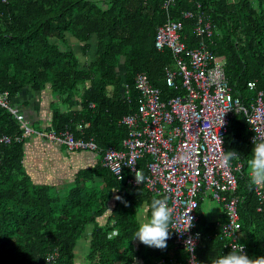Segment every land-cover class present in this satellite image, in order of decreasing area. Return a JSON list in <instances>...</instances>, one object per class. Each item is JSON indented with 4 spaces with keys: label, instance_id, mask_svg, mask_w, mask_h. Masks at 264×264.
<instances>
[{
    "label": "trees",
    "instance_id": "16d2710c",
    "mask_svg": "<svg viewBox=\"0 0 264 264\" xmlns=\"http://www.w3.org/2000/svg\"><path fill=\"white\" fill-rule=\"evenodd\" d=\"M187 10L192 15L184 16ZM197 14L211 23L212 34L205 43L224 60L233 94L251 99L249 80L264 88V0H173L166 9L162 0H0V90L16 104L25 88L40 92L48 87L57 99L51 103L64 105L50 106L48 126L56 132L69 129L75 137H93L101 149L122 148L126 130L118 119L135 107L137 72H143L163 98L178 93L164 80V68L174 60L168 47L154 46L157 26L167 17L179 21L180 39L197 45ZM67 36L83 41L82 53L90 50L93 39L95 50L88 63L78 61ZM175 83L180 84V76ZM2 134L10 141H0V264H78L81 259L87 264H158L160 258L178 255L174 248H180L171 234L166 249L133 238L140 206L165 195L127 182L132 175L127 166L113 173L101 163L103 152L98 150L97 161L77 169L66 185L35 182L22 163L27 135L0 107ZM250 135L242 114L230 117L225 150L239 154L231 161L240 163L234 170L236 211L246 254L256 258L264 256V196L259 198L250 186L248 161L255 146ZM148 159L144 154L138 164L145 168ZM204 195L196 197L195 228L201 238L195 253L199 264H212L226 255L220 239L226 211L218 203L217 215L205 216ZM80 239L87 244L77 254Z\"/></svg>",
    "mask_w": 264,
    "mask_h": 264
},
{
    "label": "built area",
    "instance_id": "2783aa9c",
    "mask_svg": "<svg viewBox=\"0 0 264 264\" xmlns=\"http://www.w3.org/2000/svg\"><path fill=\"white\" fill-rule=\"evenodd\" d=\"M172 1L162 0V7L166 9ZM182 13L184 16L192 15L188 10ZM180 29L179 21L167 17L157 26L154 35L157 49L168 47L171 50L174 62L164 68V80L167 85L177 87L178 93L163 98L160 89L153 86L143 72H137L134 77L138 93L136 109L122 114L118 119L126 130L121 138L122 148L108 145L101 149L93 137H75L69 129L59 132L52 128L34 130L11 103L8 92L0 90V106L21 123L23 135L35 133L64 144L69 151H93L97 154L100 150L103 152L100 155L101 163L113 173H119L127 166L132 173L127 182L137 184L134 169H139L145 177L143 185L165 195L163 198H167L169 206L174 209L169 232L182 256L160 260L158 264H199L195 247L201 232L195 228V206L196 197L205 192L216 203H222L226 211L220 238L226 252L232 250L231 245L237 243L240 236L236 211L238 197L233 192L236 183L234 170H238L240 163L221 165L222 135L230 117L240 113L251 132L250 142L255 145L264 141V88L258 87L255 80H249L248 88L254 91L251 99L243 100L239 94L233 95L225 74L224 60L218 58L205 43L212 34L208 19L197 14L193 25L195 35L199 37L197 45L188 46L182 41ZM176 76H180V84L175 83ZM123 92L131 101L127 85H123ZM222 115L224 124L220 127ZM0 141L8 143L10 137L2 134ZM144 154L150 157L144 164L145 168L138 164ZM254 190L259 198L264 196L260 186H254ZM189 207H194L189 213L193 221L192 226L185 230ZM189 240L194 242V250L186 247ZM244 251L246 253L245 245Z\"/></svg>",
    "mask_w": 264,
    "mask_h": 264
},
{
    "label": "crops",
    "instance_id": "0c3cea01",
    "mask_svg": "<svg viewBox=\"0 0 264 264\" xmlns=\"http://www.w3.org/2000/svg\"><path fill=\"white\" fill-rule=\"evenodd\" d=\"M69 48H71L80 63H88L89 58L92 56V47L95 46L93 39L90 42L91 51L81 52L82 40H77L75 38H68ZM74 46H78L77 53L74 50ZM124 57H119V64L122 65ZM137 91L135 90L134 96V109H136ZM130 95V92H129ZM132 97V96H131ZM17 103L15 104L25 115L30 126L35 130H40L44 127L50 119V106L59 105L63 109V104L51 103L53 100H57L56 97H52L51 91L48 87L42 91H34L30 88H25L20 92L17 97ZM132 111V110H130ZM129 112V111H128ZM37 124V125H36ZM23 158L22 163L27 174L30 175L35 182H44L52 185H66L68 181L72 179L77 169L84 167L86 165H92L98 159L97 154L91 152H70L63 145L56 142H51L43 136H38L33 134L32 136H27L23 143ZM202 211L208 218H212L217 215L219 210V204L214 202L212 198L206 193L201 201ZM143 211V206L141 205L139 211L137 212V218L140 220L141 213ZM109 212V211H108ZM107 213L100 215V219L104 220ZM80 239L77 244L76 252L81 254L84 246L87 244L85 241ZM174 248V246H173ZM79 250V251H78ZM177 257H181L182 253L180 250L174 248V254ZM168 255L172 254V249H169ZM173 256V255H171ZM79 256L78 258H80ZM174 257V256H173ZM158 260V259H157ZM156 260V261H157ZM161 260V258L159 259ZM78 264H87L86 261L82 260Z\"/></svg>",
    "mask_w": 264,
    "mask_h": 264
},
{
    "label": "clouds",
    "instance_id": "9594fccd",
    "mask_svg": "<svg viewBox=\"0 0 264 264\" xmlns=\"http://www.w3.org/2000/svg\"><path fill=\"white\" fill-rule=\"evenodd\" d=\"M69 37L71 38V36H67V38ZM94 50H95V47L93 46L92 51ZM89 51H91V48ZM9 99L11 103L15 106V104L12 102L10 97ZM18 110L19 112L23 114L27 125L31 127L24 113L19 108ZM223 115L220 116V127L223 126L224 124V120L222 119ZM48 123L44 127H42V129H46V130L49 128L54 129L51 126H48ZM23 131H24V128H23ZM33 134L35 133L25 134V135L32 136ZM59 144L64 146V144L62 143H59ZM70 152H75V151H70ZM76 152H79V151H76ZM238 158H239V154L237 152L231 151V150L225 152L221 149L220 163L222 166H229L232 160H235ZM248 164H249V169H250L249 171L250 186L264 185V141H261L255 144V146L252 149V158L248 161ZM134 175H135V181L137 184L144 183L145 177L141 170L134 169ZM116 198L120 199L119 196H117ZM193 208L194 207H189L186 211L185 223L187 224V228L185 230H187L188 228L192 226L193 217L190 216L189 213L191 212ZM173 213H174V209L169 206L167 198L152 199L149 204L143 206V211L140 216L139 226L136 232L134 233L133 238H138V240L146 246L154 247L158 249H166L167 240L170 238L169 229L171 228L170 224L172 223V220H173ZM243 235L244 234L242 230L240 229V236H239L238 242L243 243V241L241 240V236ZM238 242L233 243L231 245L232 250L229 253L226 252V255L224 254L218 257L217 259L213 260L212 264H264V256L250 258L244 251L245 244L243 243L244 245H242ZM188 246H190V251L194 250L195 245L193 241L191 240L187 241L186 247Z\"/></svg>",
    "mask_w": 264,
    "mask_h": 264
},
{
    "label": "bare ground",
    "instance_id": "6f19581e",
    "mask_svg": "<svg viewBox=\"0 0 264 264\" xmlns=\"http://www.w3.org/2000/svg\"><path fill=\"white\" fill-rule=\"evenodd\" d=\"M231 92L233 93V91H232V87H231ZM233 95H235V94H233ZM228 126H229V124H228ZM227 126V127H228ZM227 131V129L225 130V132ZM225 132L223 133V135H222V146H223V151H225L226 152V150H225Z\"/></svg>",
    "mask_w": 264,
    "mask_h": 264
},
{
    "label": "rangeland",
    "instance_id": "374dc122",
    "mask_svg": "<svg viewBox=\"0 0 264 264\" xmlns=\"http://www.w3.org/2000/svg\"><path fill=\"white\" fill-rule=\"evenodd\" d=\"M73 48H74V50H75V49L77 50V51L75 50L77 53H79V52H78V49H77L78 46H74ZM36 125H37V124H36ZM97 157H98V156H97ZM213 201H214V200H213ZM214 202H215V201H214ZM242 238H243V236H241V240H243ZM78 251H79V250H78ZM76 253H77V252H76Z\"/></svg>",
    "mask_w": 264,
    "mask_h": 264
}]
</instances>
